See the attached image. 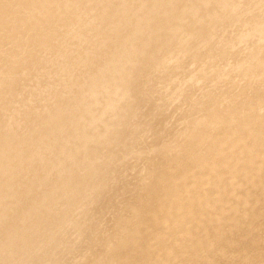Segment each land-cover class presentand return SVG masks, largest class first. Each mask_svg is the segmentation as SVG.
Instances as JSON below:
<instances>
[{
    "label": "rangeland",
    "instance_id": "rangeland-1",
    "mask_svg": "<svg viewBox=\"0 0 264 264\" xmlns=\"http://www.w3.org/2000/svg\"><path fill=\"white\" fill-rule=\"evenodd\" d=\"M32 1L33 6L24 0H0L1 14L8 9L14 11L0 23V30L7 39L0 42V124L5 118L14 119L13 123L4 124L5 128H10V134H5L0 126V152H3L0 206L5 207L0 208V236L19 222V235H15L18 238L0 243V264H96L97 261L124 264L112 261L123 251L118 241L126 245L131 240L122 229L132 227L137 219L117 204L136 198L143 203L151 200L149 194L142 192V185L158 172L153 161L160 155L178 154L187 144L185 134L188 131L205 132L206 126H210L216 139L222 137L223 127L219 121L209 116L191 118L184 111L187 108L197 110L200 104L208 101L209 91H216L210 89L220 77H236L243 71L242 66L228 61L214 62L213 70H209L203 66L209 57H216L221 50L246 46L264 52V38L256 39L260 34L264 35V0H217L207 7L211 13L207 19L191 24L186 31L170 38H162L157 29L165 26L167 18L178 12V8L194 0H124L127 4L123 9L119 7L121 0L51 1L55 5ZM74 4L83 7L77 15L78 20L59 16L62 13L66 16ZM139 6H143V10L135 14L134 9ZM235 6H245L246 12L223 16L225 8ZM203 9L206 8L198 11ZM41 10L49 13L46 19L40 18ZM103 10L122 11L110 23L90 22L85 18ZM124 13L127 18L121 22ZM252 18L259 24L254 25ZM27 20L38 24L27 30ZM144 23L152 27L136 32V27ZM225 29L228 32L223 35ZM241 30L248 32L242 36ZM47 33L58 37V42L43 44L42 38ZM187 39H192L198 46L180 55V47ZM155 42L175 46L177 50L147 78L149 84L179 82L180 87L159 91L149 86L142 93L130 92V83L137 87L146 80L145 75L135 73L133 67L155 69L160 62V55L152 60L146 57L153 53ZM84 52H89L95 60L117 57L122 63L101 75L99 73L106 69L100 71L104 62L94 64L91 61L67 69L57 59L63 56L71 62L84 60ZM242 54L244 56L240 57L246 64L254 69L259 67L257 60ZM188 63L198 68L188 73L174 69L173 64L185 66ZM64 70L70 75H64ZM254 83L256 91L253 95L264 96V70L262 78ZM59 84H69V87ZM91 87L94 93L88 94ZM232 92L227 90L220 94V103H225ZM60 93L74 97L79 111L60 127L43 126L46 113L70 110L69 102L58 98ZM240 107H253V103L245 100ZM253 109L249 115L230 118L244 121L250 115H264L263 109ZM161 112L170 117L155 126L141 121L143 114ZM76 118L80 121L73 122ZM26 125L34 128L26 129ZM155 130L165 132L166 139H150L149 135ZM116 135H125L126 139L113 142ZM6 146L22 151V156L16 157ZM113 154L119 156L111 157ZM211 154V150L206 151L207 156ZM88 165L121 173L99 184L102 192L92 194L90 205L75 204L67 197L97 184L95 173L87 171L78 177L73 172ZM55 193L59 198L53 197ZM44 194L48 197L41 201ZM31 202H38L34 207L38 214L26 216ZM62 208L72 214L57 221L49 220L48 226L64 229L68 223L79 221L84 227L91 224L100 231L87 235L78 227H72L63 235L39 244L38 238L46 230L33 227L43 225V213L49 210L60 213ZM101 213L107 215L100 218ZM144 220L139 218V221ZM24 238L30 244L15 250L17 242Z\"/></svg>",
    "mask_w": 264,
    "mask_h": 264
},
{
    "label": "bare ground",
    "instance_id": "bare-ground-1",
    "mask_svg": "<svg viewBox=\"0 0 264 264\" xmlns=\"http://www.w3.org/2000/svg\"><path fill=\"white\" fill-rule=\"evenodd\" d=\"M24 1L30 6L34 5L32 0ZM38 1L47 3V5H55L54 2H51L55 0ZM216 1L194 0L190 4L185 3L183 7L178 8V12L171 14L167 18L166 25L157 31L162 38H170L186 31L185 29L191 24L207 19L211 15L207 7L214 5ZM126 4V1L121 0L119 2L120 9L125 8ZM201 8L206 9L198 11ZM142 10L143 6H139L134 9V12L138 14ZM82 11L81 5L74 4L66 16L63 13L59 16L63 19L78 20L77 15ZM121 11L103 10L100 13H90L85 18L90 22L110 23L117 18ZM13 12V9H8L4 14L0 13V23L5 20L7 14H13ZM245 12V6H235L225 8L223 16ZM48 16L49 13L40 11L41 19H46ZM121 17L124 19L121 22H125L126 14H122ZM252 22L254 25L259 24L256 18H252ZM34 24L38 23L27 20L25 26L27 30H30ZM146 27L152 26L149 23H144L136 27V32ZM227 32L228 30L225 29L223 35ZM247 32V30H241V35L245 36ZM263 36L260 34L256 39H263ZM57 38L55 35L47 33L43 36L42 43L58 42ZM2 41H7V39L0 30V42ZM197 46L192 39L185 40L183 46L180 47V55L197 48ZM176 50L177 47L175 46H165L155 42L153 53L147 54L146 57L148 60H152L155 56L160 55V62L155 69L134 66V72L144 74L146 80L137 87L130 83L129 91L142 93L149 86H154L159 91L178 89L180 87L179 82L149 84L147 80L158 67L174 56ZM242 52L247 57L257 60L259 67L254 69L246 64L244 58L240 57L243 55ZM84 54V60L77 59L71 62L63 56L57 59L61 60L62 65L65 64L66 68L86 65L91 61L94 64L104 62L100 71L106 69L99 73L101 75L122 63V60L117 57L95 60L90 57L89 52H84ZM217 61H228L237 66H242L243 71L236 77H220L215 86L210 89L216 91H209L208 101L200 104L197 110L187 108L184 113L191 118L209 116L211 119L219 121L223 127L222 137L216 139L210 126H206L205 132L190 130L185 134L187 144L180 149L178 154L157 156L152 163L158 170L157 174L142 185V192L149 194L151 200L143 203L136 198L120 201L117 204V206L127 210L129 215L135 217L137 221L132 227L122 229V233L130 237L131 240L126 245L118 241L123 251L112 263L264 264V115H250L244 121L230 118L233 115H249L253 113V107L264 110V96L253 95L256 91L254 80L257 81L262 78L264 52L248 46L236 50H221L216 57H209L203 66L213 70V64ZM173 65L174 69L181 73H188L198 68L192 63L185 66ZM62 72L64 73L66 70ZM66 74L67 72L64 75ZM59 86L67 88L69 84H59ZM92 89L93 87L88 89L90 90L88 94L94 93L91 91ZM227 90L233 92L226 97L225 103L221 104L219 95ZM57 96L59 99L69 102L73 110L70 112V108L67 112L58 113L57 110L56 114L46 113L43 126L60 127L73 118V113L79 111L77 109L79 106H77L74 97L65 96L61 93ZM245 100L252 102L253 107L241 108L240 105ZM40 102L42 101L39 100ZM225 111L227 112L226 115L224 114ZM33 113L36 114L37 111ZM169 117L166 112L143 114L141 121L155 126L160 120ZM75 121L79 122L80 120L76 118L73 122ZM5 122L13 123L14 119L5 118L0 124L3 132L10 134V128L4 127ZM24 128L32 129L34 126L26 125ZM74 134H78V132ZM149 138L163 141L166 139V134L163 131L155 130L149 135ZM125 139V135H116L113 142H121ZM55 142L56 140L51 146ZM5 148L8 149V152H13L16 157H21L23 154L20 150H13L8 146ZM207 150L212 151L210 156L206 155ZM66 155L70 157L71 154ZM110 156L118 157L119 155ZM2 161L3 152H0V169ZM87 171L95 173L97 184L89 185L85 191L73 193L67 197V200L75 204L82 202L83 205H90L92 194L102 192L99 184L121 173V171H111L98 165H88L73 172L80 177ZM47 197L48 195L44 194L41 201H45ZM53 197L59 198L58 193H55ZM36 204L38 202L30 203L31 208L25 214L26 216L38 214L36 210L34 211ZM0 208L4 209L5 207L0 206ZM66 210L62 208L59 210L60 213L49 210L42 214L43 225L33 227L35 230H46L38 238L39 244L63 235L65 231L72 230V227H78L87 235L100 231L99 227L95 225L90 224L84 227L83 223L79 221L68 223L64 229L46 224L49 220L57 221L72 214L71 211ZM106 215V213H101L100 218H104ZM141 217L145 220L139 221ZM18 229L19 222L4 230L0 236V243L3 240L18 238L15 236L19 235L17 234ZM144 236V239H140ZM28 244L30 242L27 239H21L14 249L17 250ZM96 264L102 263L97 261Z\"/></svg>",
    "mask_w": 264,
    "mask_h": 264
}]
</instances>
